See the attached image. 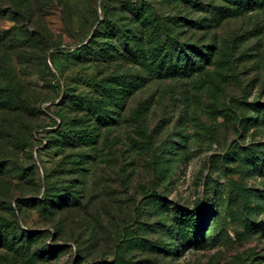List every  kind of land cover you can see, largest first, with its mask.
<instances>
[{
  "label": "rangeland",
  "instance_id": "1",
  "mask_svg": "<svg viewBox=\"0 0 264 264\" xmlns=\"http://www.w3.org/2000/svg\"><path fill=\"white\" fill-rule=\"evenodd\" d=\"M0 264H264V0H0Z\"/></svg>",
  "mask_w": 264,
  "mask_h": 264
},
{
  "label": "trees",
  "instance_id": "2",
  "mask_svg": "<svg viewBox=\"0 0 264 264\" xmlns=\"http://www.w3.org/2000/svg\"><path fill=\"white\" fill-rule=\"evenodd\" d=\"M106 28L107 29L105 32H107V33L112 32L109 30L108 27H106ZM98 31H99V33L100 32L103 33L102 29H100V30L98 29L97 32ZM177 47L180 50V54L177 56V58L184 61L185 57H182L181 53H183L185 51L186 47L182 44H180V45L177 44ZM49 49L51 50V53L49 54L47 60H50V62H52V64L53 63L57 64V60L59 59L61 54L66 52L67 50L71 49V47L65 48V46L61 47L60 45L53 44L49 47ZM81 49H82V47H80L78 50H81ZM56 74L55 73L53 74L54 78H56V76H57ZM57 87L59 89V92L62 93L63 86L59 83L57 85ZM66 95H67V92H66V90H64L63 91V97H65ZM52 104H54V102ZM45 106H46L45 111H47V108L52 107L53 105L49 104V105H45ZM53 115L55 117H63L62 113H60V110H58L57 113H55ZM58 122L56 121V124ZM43 127H44V125L43 126L41 125L40 127H38L39 128L38 130L43 129ZM48 140L51 142V140H53V139H52V137L51 138L49 137ZM174 217H175V220H176L178 225L189 227V231H188L189 240L191 241V243H197L199 240V237L202 235V233L204 231L205 218H204L203 209H201L199 207L190 208V207H186V206H180L175 210Z\"/></svg>",
  "mask_w": 264,
  "mask_h": 264
}]
</instances>
